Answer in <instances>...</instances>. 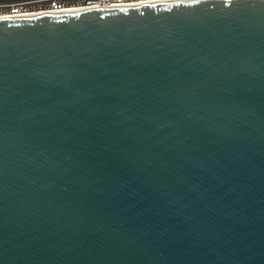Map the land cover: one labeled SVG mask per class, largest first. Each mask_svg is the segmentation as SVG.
Listing matches in <instances>:
<instances>
[{"label": "water", "instance_id": "obj_1", "mask_svg": "<svg viewBox=\"0 0 264 264\" xmlns=\"http://www.w3.org/2000/svg\"><path fill=\"white\" fill-rule=\"evenodd\" d=\"M0 264H264V0L1 18Z\"/></svg>", "mask_w": 264, "mask_h": 264}, {"label": "built area", "instance_id": "obj_2", "mask_svg": "<svg viewBox=\"0 0 264 264\" xmlns=\"http://www.w3.org/2000/svg\"><path fill=\"white\" fill-rule=\"evenodd\" d=\"M164 0H38L0 5V17H22L29 14L56 13L67 9H95L152 3ZM75 10V11H77Z\"/></svg>", "mask_w": 264, "mask_h": 264}, {"label": "trees", "instance_id": "obj_3", "mask_svg": "<svg viewBox=\"0 0 264 264\" xmlns=\"http://www.w3.org/2000/svg\"><path fill=\"white\" fill-rule=\"evenodd\" d=\"M38 0H0V5H7V4H15V3H22V2H32Z\"/></svg>", "mask_w": 264, "mask_h": 264}, {"label": "bare ground", "instance_id": "obj_4", "mask_svg": "<svg viewBox=\"0 0 264 264\" xmlns=\"http://www.w3.org/2000/svg\"><path fill=\"white\" fill-rule=\"evenodd\" d=\"M75 10H77V9H67V10H64V11H61V12H66V11H75ZM46 12H44V14H45ZM38 14H41V13H38ZM29 15H36L35 13L34 14H29ZM4 18H8V17H4ZM0 19H1V17H0Z\"/></svg>", "mask_w": 264, "mask_h": 264}]
</instances>
